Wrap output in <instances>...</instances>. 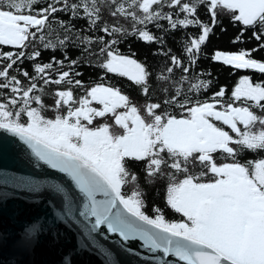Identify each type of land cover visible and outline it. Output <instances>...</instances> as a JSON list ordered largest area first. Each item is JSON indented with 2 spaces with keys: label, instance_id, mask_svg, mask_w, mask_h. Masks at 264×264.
Wrapping results in <instances>:
<instances>
[{
  "label": "snow or ice",
  "instance_id": "obj_1",
  "mask_svg": "<svg viewBox=\"0 0 264 264\" xmlns=\"http://www.w3.org/2000/svg\"><path fill=\"white\" fill-rule=\"evenodd\" d=\"M0 131L32 170L0 169V212L44 209L8 264L65 225L74 255L106 231L127 264H264V0H0Z\"/></svg>",
  "mask_w": 264,
  "mask_h": 264
},
{
  "label": "water",
  "instance_id": "obj_2",
  "mask_svg": "<svg viewBox=\"0 0 264 264\" xmlns=\"http://www.w3.org/2000/svg\"><path fill=\"white\" fill-rule=\"evenodd\" d=\"M6 137L7 139H5ZM13 139L9 134L0 131V169L15 171L18 174L24 175L30 174L31 169L26 168L20 171L22 166L16 160V146L12 143ZM56 175L59 177L62 174L57 173ZM37 178L43 179L45 177L41 175ZM4 190L10 193L13 191L10 187L0 185V193ZM34 204L35 201L30 200L26 195L21 194L19 198L10 195L6 207L0 212V230L11 234L17 229L21 219H27L37 212L42 214L44 211L43 206L36 208L33 206ZM17 209H22L23 215L21 218L14 219V216L17 215ZM58 223L63 224V221ZM65 227L67 225L60 229L62 233V239L60 241L55 244L51 243L47 239L48 234L45 233L44 238L41 239L35 252H30L26 256L17 254L15 258L25 261L26 264H65V257L68 258L71 264H106V257L102 249H107L112 251L117 258L122 259L124 264H127L128 257L118 255L120 240L117 234H109L105 231L103 237H96V245H92L90 240H86L89 247L84 252L74 255L71 250L82 239V233L78 232L76 227H72L70 232H65ZM101 227L102 229L104 228V226ZM13 251L14 249L10 242L0 247V262L8 264L13 258ZM141 251L144 250L141 249Z\"/></svg>",
  "mask_w": 264,
  "mask_h": 264
},
{
  "label": "trees",
  "instance_id": "obj_3",
  "mask_svg": "<svg viewBox=\"0 0 264 264\" xmlns=\"http://www.w3.org/2000/svg\"><path fill=\"white\" fill-rule=\"evenodd\" d=\"M226 23V22H225ZM233 29L229 28L226 34H220L218 39L214 40V44L221 47L225 50H235V48L241 47L242 45H231L229 43V37L233 34ZM133 50L137 48L141 51H146V46L142 43H135L133 42ZM127 48V45L122 48V51ZM49 53H45V57H47ZM212 67L214 68L213 75L221 84H227L229 89L234 86L237 82L240 75H250L254 79L261 78L258 73H255L253 70H236L232 71L228 66H221L219 64H213ZM150 199H155L157 203H159V197H156L154 194L150 197Z\"/></svg>",
  "mask_w": 264,
  "mask_h": 264
}]
</instances>
